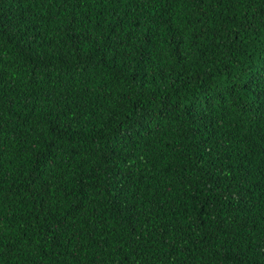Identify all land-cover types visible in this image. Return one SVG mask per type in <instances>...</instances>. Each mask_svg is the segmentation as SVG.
<instances>
[{
	"label": "trees",
	"instance_id": "1",
	"mask_svg": "<svg viewBox=\"0 0 264 264\" xmlns=\"http://www.w3.org/2000/svg\"><path fill=\"white\" fill-rule=\"evenodd\" d=\"M0 264H264V0H0Z\"/></svg>",
	"mask_w": 264,
	"mask_h": 264
}]
</instances>
